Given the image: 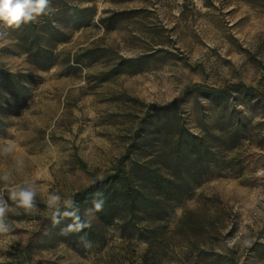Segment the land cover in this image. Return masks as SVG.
Returning a JSON list of instances; mask_svg holds the SVG:
<instances>
[{"label":"rangeland","instance_id":"374dc122","mask_svg":"<svg viewBox=\"0 0 264 264\" xmlns=\"http://www.w3.org/2000/svg\"><path fill=\"white\" fill-rule=\"evenodd\" d=\"M51 8L50 25L64 33L48 69L21 51L20 27L0 23V70L16 75L0 76V147L13 141L0 174L33 181L38 205L10 216L15 238H0L6 264H264V0H51ZM238 83L263 97L243 100ZM213 88L229 93L228 110L254 127L252 140L197 168L198 185L184 188L158 238L111 225L91 247L62 242L47 223L46 193L68 199L103 179L154 129L153 105L175 102L177 122L194 134L215 126L217 109L190 92ZM169 148L158 133L144 144L145 153Z\"/></svg>","mask_w":264,"mask_h":264},{"label":"trees","instance_id":"16d2710c","mask_svg":"<svg viewBox=\"0 0 264 264\" xmlns=\"http://www.w3.org/2000/svg\"><path fill=\"white\" fill-rule=\"evenodd\" d=\"M60 9L61 7L56 8L58 13L55 15L60 14ZM20 28L21 51L29 54L32 62L40 69H48L52 63L54 45L63 40L59 38L64 33L62 29L50 25L46 15L32 23L22 24ZM0 76L2 80L8 77L16 78L15 74L1 70ZM234 86L238 95L245 101L256 102L263 97V94H257L255 87L244 83ZM190 92L209 100L210 107L217 109L216 125L210 128L205 125L206 131L194 134L185 125L177 122L175 102L161 106L153 105L154 111L149 114L154 129L149 133L140 134L137 138V148L132 153L128 151L124 154L115 168L103 179L94 181L72 197L83 216L85 210L92 206V194L97 191L104 193V210L96 214L98 218L93 220L91 228L79 233H65L62 230L72 222L71 218H62L60 224H54L51 214L47 216L48 225L58 229V237L62 242H68L78 249L84 246L81 237L86 233V238L91 244L98 243L105 237V229L111 225H115L121 234L143 242H149L151 238L157 239L156 228L162 226L170 207L176 206L182 200L184 188L198 185L195 181L197 168L209 166L213 162L219 164L217 150L223 148L229 154L234 153L243 147L245 141L252 140L251 132L254 127L249 128L240 112L228 110L230 95L226 90L192 89ZM160 114L165 115V124L160 123ZM157 133L169 142L170 148L145 153V142ZM258 138L262 144L264 137L260 135ZM154 244H150L148 252L153 245L157 251L162 248L159 242L155 241ZM147 257V253L142 255L143 262Z\"/></svg>","mask_w":264,"mask_h":264},{"label":"clouds","instance_id":"9594fccd","mask_svg":"<svg viewBox=\"0 0 264 264\" xmlns=\"http://www.w3.org/2000/svg\"><path fill=\"white\" fill-rule=\"evenodd\" d=\"M51 11H53L51 0H0V23L8 27L19 28L22 24L37 21L39 17ZM12 143V140L4 141L3 146L0 147V153H10ZM16 164L18 168L23 167L22 160H17ZM10 179V173L0 174V183L5 185L4 191L0 192V238L6 240L15 238L13 236L14 221L10 219V216L19 214L18 209H23L30 214L38 207L36 202L37 185L33 181L10 184ZM5 191L7 199H5ZM92 196V206L86 209L82 216L80 207L73 198L63 199L57 192H47L45 204L51 212L52 222L60 224L62 218H71L72 222L62 230L65 233H79L91 228L93 220L98 218L96 214L104 210L106 202L104 193L101 191L93 193ZM86 237L85 233L81 240L85 247H91V242ZM7 259L6 256H0V264H6Z\"/></svg>","mask_w":264,"mask_h":264}]
</instances>
